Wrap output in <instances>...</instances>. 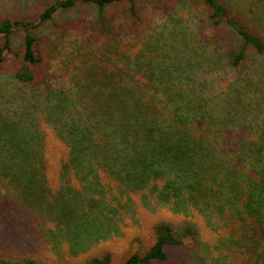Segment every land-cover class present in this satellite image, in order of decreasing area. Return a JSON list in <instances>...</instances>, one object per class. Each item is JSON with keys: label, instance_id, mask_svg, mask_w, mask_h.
<instances>
[{"label": "trees", "instance_id": "trees-1", "mask_svg": "<svg viewBox=\"0 0 264 264\" xmlns=\"http://www.w3.org/2000/svg\"><path fill=\"white\" fill-rule=\"evenodd\" d=\"M178 1L177 18L169 0L0 16V77L32 91L20 120L0 114V190L37 220L39 242L0 243V264H49L50 244L63 260L67 242L83 264H113L100 242L137 207L174 213L139 230L122 264L166 262L169 247L264 264V0ZM77 6L94 17L45 30ZM164 13L171 30L156 29Z\"/></svg>", "mask_w": 264, "mask_h": 264}, {"label": "rangeland", "instance_id": "rangeland-1", "mask_svg": "<svg viewBox=\"0 0 264 264\" xmlns=\"http://www.w3.org/2000/svg\"><path fill=\"white\" fill-rule=\"evenodd\" d=\"M49 1L50 0H28L27 3H25L26 0H0V16L8 13L16 14L18 12H31L30 14H33L40 10ZM169 2H171L172 7H175L177 11L175 14L176 18L179 17L184 6L178 0H169ZM233 7L236 8L235 5H233ZM178 8H180V12H178ZM151 9V5L148 3L147 11ZM155 12L159 11L156 10ZM87 13L89 14L87 15ZM94 14V10L91 7L86 8L84 6H77L68 13L62 12L59 14L48 26L45 27V30L49 33L52 31L54 33L55 30L61 28L66 17H68V20L79 19L84 22L89 18H93ZM187 15L189 17L187 23L191 27L189 29L196 33L197 30L192 28H196L197 25H199L201 22L199 19L200 17L195 14ZM156 17L157 23L160 24L156 29H164V25L167 29L171 30L172 23L168 20L169 17L166 16L165 13ZM19 35L21 36V34ZM19 39V37L16 38L17 41ZM64 39L65 42L63 46L66 47V42L68 41L69 36H65ZM222 73L223 71H218L216 75L221 76ZM15 86L14 79L4 75L0 77V114L20 120L22 115L21 103L31 96L32 91L29 88L21 89L16 88ZM0 192V201H3L4 197H7L5 198V204H0V243L12 251L27 250L30 247L39 245L36 229L37 220L34 218L29 219V216L20 209L18 203L11 197L6 196L8 193L13 196L11 191L1 189ZM155 211L157 212H152L151 209H139L137 207V213L128 212L123 216V219L120 222L118 221L120 224L118 232H114L108 237L111 239L105 242H100L101 248H109L112 250L114 256L113 264L123 263L126 257V248L129 245V241L131 238H134L139 234V230L143 232L142 228L147 226L149 222L155 218L160 216H171L174 213L166 207H159ZM42 248L43 255L49 257V264H83L87 258V254L83 253V250L81 251L80 249L75 248L74 245L69 242H67L63 248V251L66 254L63 260H57L59 258H57L54 251L51 250V244L50 246L44 245ZM73 249H75L74 253L72 251ZM168 253V261L153 262L151 264H221L220 260H217L220 252L216 250H190L186 247H169Z\"/></svg>", "mask_w": 264, "mask_h": 264}]
</instances>
